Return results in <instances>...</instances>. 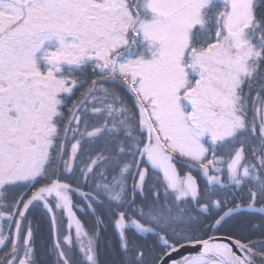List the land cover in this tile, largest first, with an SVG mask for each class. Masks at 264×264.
<instances>
[{
  "label": "snow or ice",
  "instance_id": "snow-or-ice-1",
  "mask_svg": "<svg viewBox=\"0 0 264 264\" xmlns=\"http://www.w3.org/2000/svg\"><path fill=\"white\" fill-rule=\"evenodd\" d=\"M0 264H264V0H0Z\"/></svg>",
  "mask_w": 264,
  "mask_h": 264
}]
</instances>
